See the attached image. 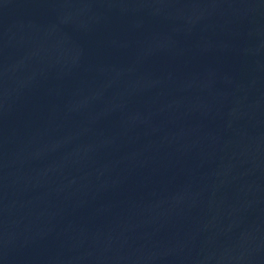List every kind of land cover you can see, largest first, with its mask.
<instances>
[{
	"label": "water",
	"instance_id": "obj_1",
	"mask_svg": "<svg viewBox=\"0 0 264 264\" xmlns=\"http://www.w3.org/2000/svg\"><path fill=\"white\" fill-rule=\"evenodd\" d=\"M0 264H264V0H0Z\"/></svg>",
	"mask_w": 264,
	"mask_h": 264
}]
</instances>
